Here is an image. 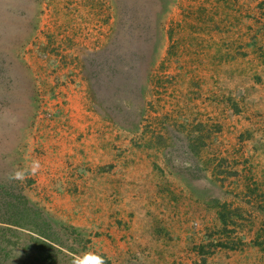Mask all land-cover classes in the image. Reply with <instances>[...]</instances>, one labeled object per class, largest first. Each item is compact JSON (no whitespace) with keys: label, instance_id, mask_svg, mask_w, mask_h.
Listing matches in <instances>:
<instances>
[{"label":"rangeland","instance_id":"rangeland-1","mask_svg":"<svg viewBox=\"0 0 264 264\" xmlns=\"http://www.w3.org/2000/svg\"><path fill=\"white\" fill-rule=\"evenodd\" d=\"M25 207L51 264H264V0H0V225Z\"/></svg>","mask_w":264,"mask_h":264},{"label":"trees","instance_id":"trees-1","mask_svg":"<svg viewBox=\"0 0 264 264\" xmlns=\"http://www.w3.org/2000/svg\"><path fill=\"white\" fill-rule=\"evenodd\" d=\"M12 212L16 213L19 210L12 207ZM21 213L23 214L21 220H9L11 222H6L8 226L0 225V264H51V250L55 249V242L47 231L50 230L52 234L53 225L46 223L44 219L42 223H39L31 215V219H28L27 215L30 214V209L27 207L21 209ZM1 222L0 224L4 223V221ZM44 226L47 229H44ZM21 227L28 228L31 233L35 234V237L29 236L28 245L24 247L25 250L32 249V254L23 253L19 258V254H15V248L21 245V238L15 233Z\"/></svg>","mask_w":264,"mask_h":264},{"label":"clouds","instance_id":"clouds-1","mask_svg":"<svg viewBox=\"0 0 264 264\" xmlns=\"http://www.w3.org/2000/svg\"><path fill=\"white\" fill-rule=\"evenodd\" d=\"M35 172H36V168L33 167L31 169V173L34 175ZM10 178L23 179L24 173L23 172H15L12 174V176ZM71 264H105V261H104L102 256H100L96 253L86 252V253H83L81 255H74L72 258Z\"/></svg>","mask_w":264,"mask_h":264}]
</instances>
